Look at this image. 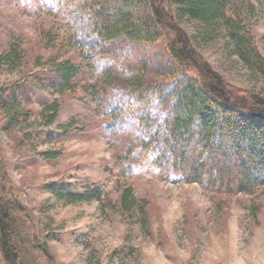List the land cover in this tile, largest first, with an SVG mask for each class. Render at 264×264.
I'll list each match as a JSON object with an SVG mask.
<instances>
[{
	"label": "rangeland",
	"instance_id": "rangeland-1",
	"mask_svg": "<svg viewBox=\"0 0 264 264\" xmlns=\"http://www.w3.org/2000/svg\"><path fill=\"white\" fill-rule=\"evenodd\" d=\"M242 17L263 67L238 58L219 33L199 40L198 48L232 86L264 91V8ZM180 23L189 33L195 27L187 18ZM62 33L47 1L0 0V54L17 48V59L0 65L3 166L53 264H264V187L254 194H219L165 177L148 153L132 172L120 166L117 156L131 143L135 126L106 129L91 83L123 99L124 69L139 60L147 80H161L162 42L142 46L137 57L122 46L119 58H90L61 45ZM110 58L115 67L105 64ZM66 59L80 70L71 89L58 92L52 66ZM106 68L110 78L104 79ZM59 185L70 193L96 185L106 197L60 199ZM128 186L135 199L124 204L120 195Z\"/></svg>",
	"mask_w": 264,
	"mask_h": 264
},
{
	"label": "trees",
	"instance_id": "trees-1",
	"mask_svg": "<svg viewBox=\"0 0 264 264\" xmlns=\"http://www.w3.org/2000/svg\"><path fill=\"white\" fill-rule=\"evenodd\" d=\"M45 1L63 27L60 44L78 48L84 57L119 58L116 52L122 46L137 57L142 46L159 41L165 48L161 80H147L142 60L125 67L128 89L123 99L109 97L105 88L91 83L106 129L135 126L133 140L117 156L125 173L132 172L141 155L148 153V162L165 177L196 182L219 194H254L264 187V91L232 86L198 48L199 40L219 33L238 58L262 66L242 16L264 8V0ZM184 18L195 22L190 33L180 23ZM112 58L105 60L109 67H115ZM16 59L17 48L11 45L8 53L0 54V65ZM52 67L57 74L53 89H71L79 66L66 59ZM102 71L104 79L110 78L108 68ZM57 106V102L51 105L54 110ZM55 192L69 201L106 197L96 185L75 193L59 185ZM120 199L124 204L133 201V189H123ZM0 262L53 264L45 245L35 237L27 209L13 196L1 151Z\"/></svg>",
	"mask_w": 264,
	"mask_h": 264
}]
</instances>
